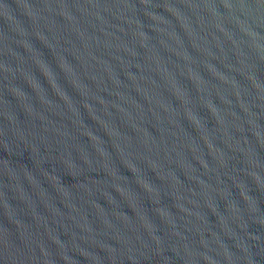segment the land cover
<instances>
[{"label":"water","instance_id":"water-1","mask_svg":"<svg viewBox=\"0 0 264 264\" xmlns=\"http://www.w3.org/2000/svg\"><path fill=\"white\" fill-rule=\"evenodd\" d=\"M0 264H264V0H0Z\"/></svg>","mask_w":264,"mask_h":264}]
</instances>
